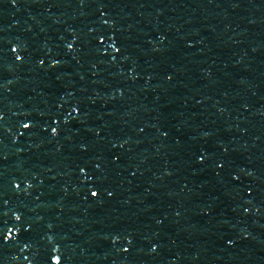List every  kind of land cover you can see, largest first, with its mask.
<instances>
[{
    "label": "water",
    "instance_id": "1",
    "mask_svg": "<svg viewBox=\"0 0 264 264\" xmlns=\"http://www.w3.org/2000/svg\"><path fill=\"white\" fill-rule=\"evenodd\" d=\"M0 264H264V0H0Z\"/></svg>",
    "mask_w": 264,
    "mask_h": 264
}]
</instances>
